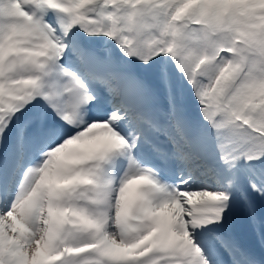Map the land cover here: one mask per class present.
Listing matches in <instances>:
<instances>
[{
  "label": "snow or ice",
  "instance_id": "1",
  "mask_svg": "<svg viewBox=\"0 0 264 264\" xmlns=\"http://www.w3.org/2000/svg\"><path fill=\"white\" fill-rule=\"evenodd\" d=\"M0 264H264V0H0Z\"/></svg>",
  "mask_w": 264,
  "mask_h": 264
}]
</instances>
